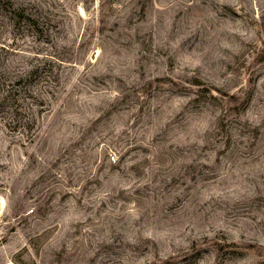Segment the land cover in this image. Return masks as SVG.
I'll use <instances>...</instances> for the list:
<instances>
[{"label":"rangeland","instance_id":"1","mask_svg":"<svg viewBox=\"0 0 264 264\" xmlns=\"http://www.w3.org/2000/svg\"><path fill=\"white\" fill-rule=\"evenodd\" d=\"M0 264H264V0H0Z\"/></svg>","mask_w":264,"mask_h":264}]
</instances>
